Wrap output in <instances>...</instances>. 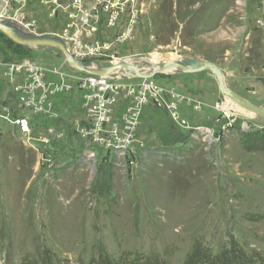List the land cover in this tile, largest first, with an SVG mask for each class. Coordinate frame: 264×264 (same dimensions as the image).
I'll return each instance as SVG.
<instances>
[{
	"label": "rangeland",
	"instance_id": "374dc122",
	"mask_svg": "<svg viewBox=\"0 0 264 264\" xmlns=\"http://www.w3.org/2000/svg\"><path fill=\"white\" fill-rule=\"evenodd\" d=\"M75 1L0 0V20L60 39ZM93 1L80 0L84 8ZM138 4L142 15L132 37L84 65L125 62L144 72L151 60L175 56L172 63L184 66L182 58L194 59L215 65L226 89L264 109V0ZM2 36L4 45L45 66L63 61L70 88L85 76L57 49L32 54L38 48L14 49ZM200 76L218 94L208 125L190 124L193 98L178 96L180 122L159 109L171 121L160 135L164 146L149 149L132 171L80 150H65L63 162L53 150L51 165L42 163L36 147L0 132V264H43L49 257L57 264H99L101 253L127 264H264V120L238 107L240 113L226 117L218 107L233 103L211 72L170 71L149 81L161 87L170 78ZM114 77L120 86L142 81Z\"/></svg>",
	"mask_w": 264,
	"mask_h": 264
},
{
	"label": "built area",
	"instance_id": "2783aa9c",
	"mask_svg": "<svg viewBox=\"0 0 264 264\" xmlns=\"http://www.w3.org/2000/svg\"><path fill=\"white\" fill-rule=\"evenodd\" d=\"M141 15L138 0H94L89 8H84L78 0L67 14V22L60 39L69 54L80 63L86 59L110 56L114 52L113 49L132 37ZM102 27L116 31L115 35L107 39L100 31ZM10 70L24 71L29 80L25 90L30 96H24L21 100V109L24 111L41 110L48 95L70 88L67 76L62 72L56 69L48 70L36 62L24 61L11 66ZM47 74L56 77V80H47ZM114 76L85 75L76 78V87L83 91V118L76 130L88 144L103 152L109 162L114 158L117 167L124 166L132 171L138 160H142V157L149 153L146 144L137 135L143 109L147 105L163 109L173 122L179 123L180 118L176 112L179 97L149 80L120 86ZM36 93L39 96H35ZM166 97L170 99L166 100ZM128 98L132 101L126 104L120 117L115 118L118 102ZM0 120L6 125L14 126L19 132L17 139L28 147L35 148V142L47 143L45 135L35 132L24 114L13 115L9 109L4 108L0 111ZM38 153L42 163L51 162L48 153ZM93 153H90L88 159H94Z\"/></svg>",
	"mask_w": 264,
	"mask_h": 264
},
{
	"label": "crops",
	"instance_id": "0c3cea01",
	"mask_svg": "<svg viewBox=\"0 0 264 264\" xmlns=\"http://www.w3.org/2000/svg\"><path fill=\"white\" fill-rule=\"evenodd\" d=\"M107 31L108 30H105L104 28L101 32L103 33L102 35L105 37L107 36L108 39L112 36L111 32L114 31ZM2 37H4V35ZM15 47L26 48L27 46H19L13 43V48L15 49ZM37 48L38 49H35L34 51L30 50V53H53L48 52V49L50 48ZM24 61L36 62L48 70L56 69L62 72L65 77L67 76L68 80V74L64 72L63 61L60 62L57 68H50L45 66L46 64L44 65V63L42 64L39 62L38 58L24 56L22 53H19L0 42V111L5 108L9 109L13 115H26L35 132L43 133L42 135H45L47 139V143L45 144L35 142V147L40 151L48 153L51 158L53 157L51 156L53 150H56L57 154L61 153L60 160L62 162L68 159V157L63 154L65 150L69 151V153L73 150L76 152L80 150L86 153H92L93 150H91L88 142L82 139L76 130L77 125L82 122L83 118V109L81 105L83 91L79 90L76 86L48 95L45 102L42 103L41 110L33 112L21 109V100H23V97L30 96L25 90L29 80L24 71L14 72L11 71L10 68L11 66L20 64ZM46 79L56 80V77L47 74ZM58 81L59 79L57 78V82ZM161 88L166 91H172L176 96H192L194 110H191L192 112L190 111V115H193L190 124L208 125L209 117H207V113L212 109L215 96H218L216 93V84L210 78L205 76L194 78L174 77L168 79L167 83L161 86ZM68 90H72L71 96L66 95ZM35 96H39V94L36 93ZM36 100H38L37 97ZM130 102L131 101L128 103ZM128 103L122 102V100L118 102V105L115 108V118L120 117L121 112ZM164 112L167 113L166 111ZM165 113L164 116H162V111L151 105H147L143 109L137 135L139 139L146 144L147 149H153L156 147L163 148L164 144H159L160 135L166 132L168 125L171 126V121L169 122L167 120V114ZM0 132L12 135L14 138L19 137V132L14 126L5 125L1 121ZM79 144H83L82 147L84 148L78 149L80 146ZM94 153H96V160L99 163L103 159L105 163H108L103 156V152L99 149L95 150ZM62 155L64 158H62Z\"/></svg>",
	"mask_w": 264,
	"mask_h": 264
},
{
	"label": "water",
	"instance_id": "95a60500",
	"mask_svg": "<svg viewBox=\"0 0 264 264\" xmlns=\"http://www.w3.org/2000/svg\"><path fill=\"white\" fill-rule=\"evenodd\" d=\"M0 31L8 40L19 46H27V47H35V48L45 47V48H54L59 50L60 54L64 58V61L67 65H69L76 71L84 73L85 75L88 76L99 77L103 75L113 74L116 70L123 71L125 69H131L133 71V74L129 78H133L137 80H149L154 75L165 73L171 68L175 69V71L179 73H186V74L188 73L193 74L204 71L211 72L213 76L216 78L218 82L219 91L223 96L230 99V101L238 108L264 120V109L250 104L249 102L240 98L231 90L226 89L223 84V76L220 70L213 64L203 63L201 61H195L194 59H191L192 62L188 63L183 61L182 59L184 66H180L175 63H167V64H163L159 69H156L152 72L138 71L133 65H130L125 62H121L107 68L97 69V68H91L90 66L84 65L83 63H80L77 60H75L67 51L63 41L59 38L46 36V35H34L24 31V29L15 26L11 22L2 21V20H0Z\"/></svg>",
	"mask_w": 264,
	"mask_h": 264
},
{
	"label": "bare ground",
	"instance_id": "6f19581e",
	"mask_svg": "<svg viewBox=\"0 0 264 264\" xmlns=\"http://www.w3.org/2000/svg\"><path fill=\"white\" fill-rule=\"evenodd\" d=\"M182 59H183V61L188 62V63L192 62V60H190L189 58H182ZM175 60H177V58H175V56H172L170 59H168V60L166 59L165 61H163L161 63L158 62L157 60H151L150 61L151 66H150L149 69L145 70V72H152V71H154L156 69H159L163 64L172 63ZM115 64H117V63H115ZM90 67L94 68L93 66H90ZM170 71H175V69L171 68L167 72H170ZM113 74L118 75L119 77H120V75H122V76H126V77L129 78V77L132 76L133 71L131 69H125L123 71L122 70H116ZM130 74H131V76H129ZM218 108H219V110H221L224 113V115L226 117H228L229 115L233 114V112L240 113V111L238 110L236 105L231 104V103H229L227 101L222 107L219 106ZM247 114H248V112H247Z\"/></svg>",
	"mask_w": 264,
	"mask_h": 264
},
{
	"label": "trees",
	"instance_id": "16d2710c",
	"mask_svg": "<svg viewBox=\"0 0 264 264\" xmlns=\"http://www.w3.org/2000/svg\"><path fill=\"white\" fill-rule=\"evenodd\" d=\"M103 253H101L99 256H98V259H99V264H127V262H121V261H118V262H114V261H112L111 259H109L106 255H102ZM47 260H49L48 262H45V263H43V264H57V263H53V262H51V257H49V259H47ZM201 261H204V258H202L201 259ZM98 264V263H97ZM132 264V263H131ZM151 264H154V263H151Z\"/></svg>",
	"mask_w": 264,
	"mask_h": 264
}]
</instances>
